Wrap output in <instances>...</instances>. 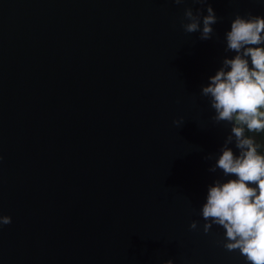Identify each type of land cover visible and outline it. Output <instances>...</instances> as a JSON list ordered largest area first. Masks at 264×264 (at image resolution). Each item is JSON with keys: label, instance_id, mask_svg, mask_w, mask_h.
Here are the masks:
<instances>
[{"label": "water", "instance_id": "95a60500", "mask_svg": "<svg viewBox=\"0 0 264 264\" xmlns=\"http://www.w3.org/2000/svg\"><path fill=\"white\" fill-rule=\"evenodd\" d=\"M209 2L201 40L191 0H0V264H246L203 232L231 125L200 93L264 0Z\"/></svg>", "mask_w": 264, "mask_h": 264}, {"label": "clouds", "instance_id": "9594fccd", "mask_svg": "<svg viewBox=\"0 0 264 264\" xmlns=\"http://www.w3.org/2000/svg\"><path fill=\"white\" fill-rule=\"evenodd\" d=\"M177 5L188 0H173ZM202 7L184 9L182 27L186 33L199 32L201 40L213 37L217 17L209 0H191ZM203 5H207L204 14ZM225 56L222 66L209 77L201 95L209 99L214 110L211 119L231 125L210 172L219 171L222 177L208 186L206 201L200 209L205 221L203 232L213 225L224 229L219 243L228 252L238 251L246 264H264V152L259 149L257 136L264 133V15L251 11L247 16L237 14L225 33ZM184 123L183 118L174 121ZM252 133L254 135H246ZM235 144L237 155L229 145ZM209 154L205 159H212ZM12 223V217L0 214V228ZM191 230H198L193 220ZM165 264H174L172 259Z\"/></svg>", "mask_w": 264, "mask_h": 264}, {"label": "rangeland", "instance_id": "374dc122", "mask_svg": "<svg viewBox=\"0 0 264 264\" xmlns=\"http://www.w3.org/2000/svg\"><path fill=\"white\" fill-rule=\"evenodd\" d=\"M260 138H257V141L259 142V144L263 147L264 149V133H262L260 136Z\"/></svg>", "mask_w": 264, "mask_h": 264}, {"label": "crops", "instance_id": "0c3cea01", "mask_svg": "<svg viewBox=\"0 0 264 264\" xmlns=\"http://www.w3.org/2000/svg\"><path fill=\"white\" fill-rule=\"evenodd\" d=\"M262 134V133H261ZM261 134H259L258 136H257V138H260L259 136L261 135ZM249 135H254V134H252V133H249ZM258 142V141H257ZM259 143V142H258ZM260 151L261 152H264V149H263V147L261 146L260 147Z\"/></svg>", "mask_w": 264, "mask_h": 264}, {"label": "trees", "instance_id": "16d2710c", "mask_svg": "<svg viewBox=\"0 0 264 264\" xmlns=\"http://www.w3.org/2000/svg\"><path fill=\"white\" fill-rule=\"evenodd\" d=\"M246 135H249V133H246ZM260 150V149H259Z\"/></svg>", "mask_w": 264, "mask_h": 264}]
</instances>
